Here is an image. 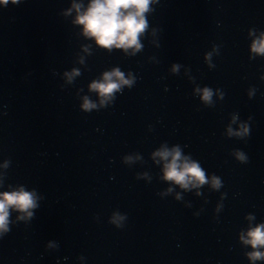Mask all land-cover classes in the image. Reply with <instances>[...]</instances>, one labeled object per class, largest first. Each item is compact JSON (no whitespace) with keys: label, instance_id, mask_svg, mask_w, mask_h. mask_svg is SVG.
Segmentation results:
<instances>
[{"label":"clouds","instance_id":"9594fccd","mask_svg":"<svg viewBox=\"0 0 264 264\" xmlns=\"http://www.w3.org/2000/svg\"><path fill=\"white\" fill-rule=\"evenodd\" d=\"M9 2L18 4L19 0H0V5H8ZM155 2L156 0H89L86 7L82 3L73 2L71 8L65 14L69 15L75 10L76 17L74 23L82 26L83 35L94 39L96 44L101 48L109 50L120 48L125 52L128 49H133L135 52L142 48L140 37L148 28L146 13L152 10L150 6ZM251 51L264 55V33H261L258 39L253 40ZM210 55L209 53L206 59H209ZM176 68L177 66L174 65L173 70L175 71ZM78 74L74 70L72 74L66 73L65 75L71 81L72 75ZM132 83V79H126L124 73L116 68L110 72H105L101 81H94L90 85V90L99 94L102 98L100 103L103 105L122 86L127 85L131 87ZM197 91L201 90L197 89ZM202 93L201 99L206 103H210L213 95L212 89L205 87L202 89ZM81 107L87 112L95 108L96 104L85 97ZM233 121H235V117H233ZM247 133L248 128L246 125H242L241 130L236 133H233L232 129L229 128L230 135L234 134L243 137ZM153 155L165 161L163 167L164 180L177 184L184 189H187L190 185L196 187L207 182L205 171L201 168L200 164L189 157L183 156L178 145L171 150L163 147ZM235 155L240 162H247V158L242 151L236 150ZM131 159V157H126V160ZM8 163V161H5V168L8 167ZM212 185L215 188H219L221 186L220 179L213 176ZM168 191L170 192L171 189H168ZM163 194L165 193L161 195ZM177 199H179V196H177ZM37 207L35 191H26L23 187H20L15 191L0 192V236L10 231L11 211L14 210L24 214L18 216L17 219L31 218L33 212L30 210ZM126 218V214L113 213L110 223L121 227V222ZM249 219H252V217H249ZM241 240L253 249V251L247 254L251 261L264 259V252L259 250L264 248V223L250 227L246 237L242 235Z\"/></svg>","mask_w":264,"mask_h":264}]
</instances>
